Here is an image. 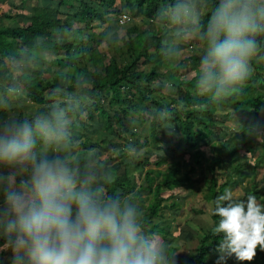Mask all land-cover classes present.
<instances>
[{
  "label": "trees",
  "instance_id": "obj_1",
  "mask_svg": "<svg viewBox=\"0 0 264 264\" xmlns=\"http://www.w3.org/2000/svg\"><path fill=\"white\" fill-rule=\"evenodd\" d=\"M27 1L22 0L17 12L0 15V94L8 88H18L10 103L18 108L19 114L26 115L46 105L57 84L61 88L57 93L61 102L70 97L75 100L76 78L82 76L80 89L89 97V103L78 127L81 146H95L106 163H117L118 168L110 166L116 175L109 190L133 195L142 209L146 229L159 233L163 240L172 233L180 237L183 231L181 246L187 248V254H180L171 245V253L179 254L182 264H216L219 237L212 228L207 232L202 227L199 231L193 227L202 211L196 212L194 204L190 206L191 217L181 227L175 225V231L164 220V214L168 209L179 211L181 201L172 191L193 187L194 181L197 183L194 174L198 167L206 166L208 161V173L204 169L200 172L207 177L202 186L208 193L205 200L211 205L215 222L219 218L213 215V202L225 188L234 191L248 183L237 199H246L254 193L264 202V183L259 185L256 181H264V164L254 161L251 164L238 156L243 148L247 152L255 150L252 144L256 137L248 135L246 129L257 122L264 127V61L254 58L241 90L213 103L193 88L202 49H196L190 42L184 57L183 70L189 71L187 75L175 65L160 61L159 29L150 22L153 23L155 13L169 0H30L26 4ZM117 1L132 19L139 18L140 24L132 21L129 26L121 25ZM142 23L151 24L150 28L141 29ZM119 29L124 31L123 36ZM113 30L118 32L120 43H104L111 53L106 62L99 47L105 35ZM258 39L261 42L258 53L263 58L264 37ZM14 61H23L15 64L18 71L12 70ZM49 63L51 66L44 68ZM55 65L59 69L53 70ZM165 82L173 86L167 88ZM165 87L170 93L164 92ZM163 106L173 112L170 124L174 130L163 128L166 124L153 117ZM232 122L236 128H231ZM145 123V132L139 134L136 128ZM113 137L126 143L125 146L149 144L147 155L129 157L110 149ZM108 147L111 154L106 151ZM149 157L155 160L156 169L136 176L129 166L133 164L135 170L142 172ZM164 165L167 169L162 173L159 168ZM156 179L158 182L154 184ZM199 185L196 184L197 189ZM0 264L4 261L0 260ZM226 264L241 262L233 256L226 259ZM244 264H264V251L258 248L253 261Z\"/></svg>",
  "mask_w": 264,
  "mask_h": 264
},
{
  "label": "clouds",
  "instance_id": "obj_2",
  "mask_svg": "<svg viewBox=\"0 0 264 264\" xmlns=\"http://www.w3.org/2000/svg\"><path fill=\"white\" fill-rule=\"evenodd\" d=\"M153 23L163 64L183 70L186 45H202L194 92L218 103L238 93L250 75L264 37V0H169ZM102 43H120L118 32L109 31ZM21 62L14 61L12 70ZM81 80L79 75L75 100L61 102L57 84L49 102L26 115L10 103L18 88L0 94V253L10 252L11 264H175L171 244L146 229L136 198L109 190L116 173L101 150L81 146L78 127L89 103ZM153 117L172 129L168 106ZM246 132L256 137L255 150L250 146L242 159L255 161L256 149H264V127L257 122ZM117 150L129 157L139 151L132 145ZM202 176L198 169L196 184ZM234 191L225 188L213 202L216 264L233 256L244 264L258 248L264 251V202L254 193L237 199Z\"/></svg>",
  "mask_w": 264,
  "mask_h": 264
},
{
  "label": "rangeland",
  "instance_id": "obj_3",
  "mask_svg": "<svg viewBox=\"0 0 264 264\" xmlns=\"http://www.w3.org/2000/svg\"><path fill=\"white\" fill-rule=\"evenodd\" d=\"M18 1H19V3H18ZM21 2H22V0H15V1H13L12 4H11V2H9L8 3V9H7V11H5V10L3 11L2 10L3 7L6 8V5H1V2H0V13H4L5 14L7 12H13V13L17 12L16 10L18 8V4H20ZM29 2H30V0H28L26 2V4H28ZM115 5L117 6V9L119 11H121V13L122 12H127V13L129 12L123 6H120L121 4H120L119 1H117V3ZM129 16H130V13H129ZM130 18H131V21H133L134 24L135 23L136 24H140V21L141 20L139 18H133L132 19L131 16H130ZM150 23L154 25V23H152V22H150ZM128 24H126L125 26H127ZM129 25H131V24H129ZM142 25H143V23H142ZM150 25L144 24L141 29H143V27L146 28L147 26L150 28ZM123 28L126 29L127 27H123ZM115 30H116V28H115ZM84 32H86V31H84ZM118 32H120V34L122 36L124 35V31L122 29H119ZM66 39L68 40L69 39V36ZM191 43L195 46L196 49L197 48L198 49H202V45L199 42H197V41H191ZM191 43L189 42L186 45V49L190 46ZM99 50L103 54V59L106 62H108L109 59H110L111 53L109 52V50L107 49V47H106V45L104 43L99 47ZM257 55H259V56H256L255 57V60L260 61V62L264 61V57L263 58L260 57L261 56V53H257ZM48 66H51V64L49 63L47 66L45 65L44 68H46ZM52 69L53 70H56V69H59V68H57V66L55 65V66H53ZM180 72L183 73V74H186V75L189 73V71H186L185 72V70H180ZM190 75H192V74L190 73ZM164 92L165 93H170L169 90H167L166 87L164 88ZM68 99L74 100L73 97H70ZM145 118L147 119L148 117L145 115ZM229 125L231 126V128H236L234 122H232ZM146 127H147V123L143 124L141 127H137L136 129L139 130V134H143L145 132V130H146ZM112 140L114 141V144H113L112 147H110V149L112 148L115 151H117V149H120L121 147L125 146V144H126L123 141L118 140L116 137H113ZM150 145H151V143H150ZM134 147H136L139 150L138 151V155L146 156L147 155L146 154L147 153V149L149 148V144H139L138 146H134ZM110 149H109V147L106 149V151L109 154H111ZM241 154H242V155H240L241 158L242 157L248 158V155L246 154L244 148H243V151H241ZM178 155L180 156L181 155V152ZM206 155H208V151L207 150H206ZM254 157H255V161L254 162H261V164H264V149H262V150L256 149V151L254 153ZM183 158L185 159V156ZM114 159H115V157H114ZM248 160L251 162V164L252 163L254 164L252 158L251 159H248ZM107 164L109 166H111L113 169H115L116 166H117V164L114 163V162H108ZM154 165H155V160H150V157H149V163L145 165V167L142 170V172L140 170H135V167H134L133 164L130 165L129 167H130V170L131 171L133 170V173L135 172L134 174H136V176H139V175H141V173L143 174L146 170H150V169H154L155 170L156 168H155ZM209 165H210V162L208 161L206 166H204V164H203L201 167H198V169H200V171H202L204 169L205 173H208L207 167ZM166 167H167L166 165L161 166L159 168V170H161V172L163 173V171L167 169ZM261 172H262V169H259V173H261ZM204 175L206 176V174H204ZM205 176L200 177V178L204 179V181L202 182V184L205 182V179L207 178ZM161 178L163 179L164 177L161 176ZM161 178L159 177L158 179H161ZM193 181H192V183H193ZM256 181L257 182H260L259 185L262 184V183H264V181H262L260 179H256ZM157 182H158V180L156 179L154 181V184H156ZM202 184H200L199 185V188L197 189L196 183L194 181L193 187H191L189 190L175 189V190L172 191V193L174 194V196L180 199L182 206L179 209V211L176 212V213H175V211H173L171 209H168L167 211H165L164 220L169 225L171 224L173 226V230L174 231H175V228H174L175 225L181 227L182 224H184L186 221L189 220V218L191 217V209H190V206L192 207L193 204H194V207H195L194 210L196 212L202 211L201 216H199L198 218L196 217L197 220L195 219V222H193V227H195V229L198 230V231H199V227H202V228L206 229L207 232H208V230H211V228H213V225H214L215 221H214V219H211L212 218V208H211L210 203L208 204V202L205 200V199H208V193L206 192L205 189H203ZM242 187H244V186H242ZM239 195H241V189L240 188H238L236 191H234V196L235 197H238ZM144 197H148V194H145ZM204 200H205V202H204ZM171 202H172V200L169 201V203H171ZM189 202H190V204H189ZM172 218H175L176 219V221H175L176 223H173L172 222ZM188 223L192 226L191 222H188ZM177 235H178V232H177ZM180 235H181L180 237H177L174 233H172V235L167 236V238H166L165 241L168 242V243H170L171 245H174L175 247H177V250H178V252L180 254L185 255V254H187L188 250H187L186 247L181 246V241H182L181 239L183 238V236H182L183 235V231L182 230L180 231ZM195 238L197 240H199L200 237H199V235L196 234ZM172 254L173 255H176L174 257L176 263L177 264H182V260L180 259V255L179 254H176V253H172Z\"/></svg>",
  "mask_w": 264,
  "mask_h": 264
},
{
  "label": "crops",
  "instance_id": "obj_4",
  "mask_svg": "<svg viewBox=\"0 0 264 264\" xmlns=\"http://www.w3.org/2000/svg\"><path fill=\"white\" fill-rule=\"evenodd\" d=\"M13 1H15V0H13ZM0 2H1V5H6V8L5 7H3L2 8V10L4 11H7V9H8V3L10 2V0L9 1H7V0H0ZM18 3H19V1H18ZM30 3V2H29ZM19 5V4H18ZM2 13H0V15H1ZM1 255H2V258L0 259V260H3L4 261V264H11V253L10 252H6V253H0Z\"/></svg>",
  "mask_w": 264,
  "mask_h": 264
},
{
  "label": "built area",
  "instance_id": "obj_5",
  "mask_svg": "<svg viewBox=\"0 0 264 264\" xmlns=\"http://www.w3.org/2000/svg\"><path fill=\"white\" fill-rule=\"evenodd\" d=\"M129 21H130V16H129L128 14L123 13V14H121V15L119 16V23H120L121 25H124V24H126L127 22H129Z\"/></svg>",
  "mask_w": 264,
  "mask_h": 264
}]
</instances>
